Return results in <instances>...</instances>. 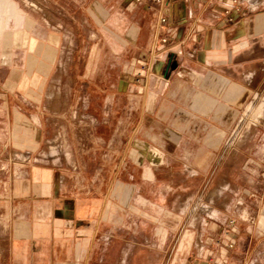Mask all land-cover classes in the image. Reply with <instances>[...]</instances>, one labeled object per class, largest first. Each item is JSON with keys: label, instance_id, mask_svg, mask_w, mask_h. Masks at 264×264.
I'll return each instance as SVG.
<instances>
[{"label": "rangeland", "instance_id": "374dc122", "mask_svg": "<svg viewBox=\"0 0 264 264\" xmlns=\"http://www.w3.org/2000/svg\"><path fill=\"white\" fill-rule=\"evenodd\" d=\"M9 1L13 14L0 9V39L6 30H23L28 41L7 47L0 41V131L24 133L30 126L24 118L35 115L44 160L56 154L68 179H106L104 221L117 225L122 238L109 258L121 253L122 264H162L163 239L165 264H177V253L194 249L206 219L254 221L264 183V86L247 91L243 112L222 134H196L190 119H168L163 127L145 122V64L132 63L126 36L135 30L136 11L115 0ZM159 130L162 136L152 135ZM37 134H21L16 143L34 145ZM157 146L166 147L165 165L145 179L157 154L147 149ZM186 159L193 166L207 160L212 176H189Z\"/></svg>", "mask_w": 264, "mask_h": 264}, {"label": "crops", "instance_id": "0c3cea01", "mask_svg": "<svg viewBox=\"0 0 264 264\" xmlns=\"http://www.w3.org/2000/svg\"><path fill=\"white\" fill-rule=\"evenodd\" d=\"M115 2L138 16L135 30L126 36L130 37L132 63L137 68L145 64V122L157 121L163 127L168 119H190L196 134H222L224 124L243 112L247 91L264 86V0H244L239 7H233L232 0ZM0 9L13 14L14 5L0 0ZM163 14L165 22L160 19ZM4 35L0 41L6 47L28 41L23 30H6ZM163 36L167 42L157 43ZM37 118H24V125L29 120L30 126L22 135L37 134ZM161 131L152 135L160 137ZM16 132L4 126L0 131V138H13L0 139V264H122L121 253L117 258L115 254L113 259L108 257L110 248L119 246L122 238L116 233L117 225L104 221L110 214L106 179H68L59 173L56 154L49 162L43 159L42 133L37 134L34 145H20L16 141L21 134ZM145 133L151 135L148 130ZM147 151L157 152L151 158L145 156V160L150 158L145 179H153L155 169L165 165L166 147ZM203 151L207 149L197 150ZM187 160L182 163L185 169H193L189 176H212V171L206 172L212 167L207 160L195 167ZM246 192L244 189L241 199L248 196ZM259 195L254 221L245 219L243 226L240 221L224 225L206 219L204 227L196 230L194 249L177 253L174 263L205 264L214 257L221 264H263L264 183ZM220 237L219 245L216 240ZM229 241L234 242L233 248ZM158 248L165 264L163 239Z\"/></svg>", "mask_w": 264, "mask_h": 264}, {"label": "built area", "instance_id": "2783aa9c", "mask_svg": "<svg viewBox=\"0 0 264 264\" xmlns=\"http://www.w3.org/2000/svg\"><path fill=\"white\" fill-rule=\"evenodd\" d=\"M133 1H136V2H139L141 0H133ZM156 3H160V4H164L166 2V0H154ZM243 1L244 0H232V6L233 7H239L243 4ZM161 19V22H165L167 21V16L165 14L161 15L160 17ZM167 42V37H161L159 38V40L157 41V43L159 44H163V43H166ZM157 50H158V46L155 45L154 47V53L156 54L157 53ZM154 54V55H155ZM231 222H234V221H231ZM226 236L229 234L228 231L225 232ZM219 245L222 244V237H220V239L218 240L217 242ZM234 242L233 241H229L228 242V246L230 248H233L234 247ZM205 264H221L219 263L214 257H210L207 262Z\"/></svg>", "mask_w": 264, "mask_h": 264}]
</instances>
